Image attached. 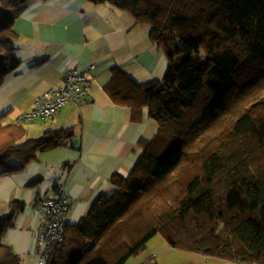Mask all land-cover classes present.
I'll list each match as a JSON object with an SVG mask.
<instances>
[{"label": "trees", "instance_id": "1", "mask_svg": "<svg viewBox=\"0 0 264 264\" xmlns=\"http://www.w3.org/2000/svg\"><path fill=\"white\" fill-rule=\"evenodd\" d=\"M30 1L0 0V85L20 65L14 24ZM87 1L147 25L168 67L143 82L111 69L106 94L133 118L146 109L156 132L130 172L112 174L113 189L66 223L46 264H125L157 235L173 249L264 264V0ZM22 122L0 120L3 173L71 144V127L25 138ZM23 210L12 200L0 216V264H20L3 239Z\"/></svg>", "mask_w": 264, "mask_h": 264}, {"label": "crops", "instance_id": "2", "mask_svg": "<svg viewBox=\"0 0 264 264\" xmlns=\"http://www.w3.org/2000/svg\"><path fill=\"white\" fill-rule=\"evenodd\" d=\"M15 21L20 27L15 39L20 66L9 81L15 82L20 102L32 92L20 113L32 109L39 95L61 84L69 68L95 65L87 71L89 100L81 105L69 102L43 122V131L71 127L70 146L38 153L24 169L0 171V216L8 214L10 201L24 203L23 212L3 241L19 256L20 264H34L38 233L44 223L35 200L38 188L45 191L61 184L72 200L65 220L75 224L99 194L113 189L112 174L125 176L130 172L142 152L141 142L156 132L155 121L146 109L133 118L126 106L111 101L103 89L111 69L119 67L143 82L159 79L166 61L151 40L147 25L135 23L128 12L108 4L87 0L33 2ZM154 238L125 264H242L173 249L163 239Z\"/></svg>", "mask_w": 264, "mask_h": 264}, {"label": "built area", "instance_id": "3", "mask_svg": "<svg viewBox=\"0 0 264 264\" xmlns=\"http://www.w3.org/2000/svg\"><path fill=\"white\" fill-rule=\"evenodd\" d=\"M94 64L87 68H69L59 85L53 86L41 96L37 97L32 109L17 116V121L47 119L65 104L74 102L77 105L89 100L90 78L87 71L93 69ZM36 205L39 213L44 215V223L38 233L36 262L46 264L52 255L53 247L61 241L66 226L65 214L72 205V200L63 190L61 184H56L49 190L36 193Z\"/></svg>", "mask_w": 264, "mask_h": 264}, {"label": "rangeland", "instance_id": "4", "mask_svg": "<svg viewBox=\"0 0 264 264\" xmlns=\"http://www.w3.org/2000/svg\"><path fill=\"white\" fill-rule=\"evenodd\" d=\"M47 1H49V0H32V1L28 2L26 4L24 10L15 18V20L19 16H21L23 13H25V11L27 10V8L29 7V5L31 3H33V2H35V3H46ZM139 25L145 26V24H139ZM14 26H15L16 33L18 35L17 30H20V27L16 24V21H15ZM24 31L27 32V29L24 30ZM21 39H23L24 41L27 40V38L24 37V36H22ZM14 45H15V40H14ZM14 47H15L14 53L17 55V53L19 52V49L17 50L16 45ZM163 57H164V59L166 61V64H164V67L162 66V69H161L162 71H160V73L158 74V78L159 79H161L164 76V74H165V72L167 70V67H168L167 58H166L165 55ZM17 68L12 70L7 76H5L3 82L0 85V120L2 122H4V123H9V124L16 122L17 116L22 113V112L20 113V111L23 110V107H26V105L28 103V98L32 94V92H28L21 99L22 100L21 102H20V99H18V95L16 93V88H15V82H14V85H13V82L9 81V79L14 74V72H15V70ZM262 85L264 86V84H262ZM33 92H34V90H33ZM44 93H42V94H44ZM41 95H39V96H41ZM243 102L246 103V101H243ZM47 121H49V119H47V120H45V119H43V120H24L21 125L26 130V134L27 135H26L25 138H37V137H39L43 133V124H44L43 122H47ZM154 123H155V126H156V122H154ZM106 192H108V191H106ZM155 237L156 238H154V239H157V237L161 238L159 235H157ZM33 263L37 264L36 260L33 261ZM224 264H231V263L226 262Z\"/></svg>", "mask_w": 264, "mask_h": 264}, {"label": "clouds", "instance_id": "5", "mask_svg": "<svg viewBox=\"0 0 264 264\" xmlns=\"http://www.w3.org/2000/svg\"><path fill=\"white\" fill-rule=\"evenodd\" d=\"M17 121V120H16Z\"/></svg>", "mask_w": 264, "mask_h": 264}]
</instances>
